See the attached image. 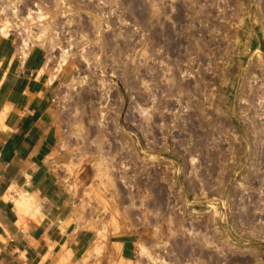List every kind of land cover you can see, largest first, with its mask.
Returning <instances> with one entry per match:
<instances>
[{"label":"rangeland","instance_id":"obj_1","mask_svg":"<svg viewBox=\"0 0 264 264\" xmlns=\"http://www.w3.org/2000/svg\"><path fill=\"white\" fill-rule=\"evenodd\" d=\"M0 34L56 78L74 264H264V0H0Z\"/></svg>","mask_w":264,"mask_h":264},{"label":"crops","instance_id":"obj_2","mask_svg":"<svg viewBox=\"0 0 264 264\" xmlns=\"http://www.w3.org/2000/svg\"><path fill=\"white\" fill-rule=\"evenodd\" d=\"M55 81L44 49L22 51L0 34V264H74L90 239L65 221L66 199L46 163L57 136ZM22 194L31 202L22 204L20 218ZM121 242L130 260L132 241Z\"/></svg>","mask_w":264,"mask_h":264},{"label":"bare ground","instance_id":"obj_3","mask_svg":"<svg viewBox=\"0 0 264 264\" xmlns=\"http://www.w3.org/2000/svg\"><path fill=\"white\" fill-rule=\"evenodd\" d=\"M28 203V202H31V196L29 195V194H27V195H24V194H22L21 196H19V199L16 201V210L18 211V214H22L21 213V211H22V204L23 203ZM24 211V210H23ZM24 214V213H23ZM22 216V215H21ZM20 216V217H21ZM67 223H69V221H71V219H69V218H66V220H65ZM65 222V223H66ZM117 244H118V246H119V249H120V246L122 245V242L121 241H118L117 242ZM64 251V250H63ZM113 255V257L114 258H116V256H118V252L117 253H113L112 254ZM63 258V257H62ZM65 259V258H64ZM63 260V259H62ZM64 261V260H63Z\"/></svg>","mask_w":264,"mask_h":264},{"label":"trees","instance_id":"obj_4","mask_svg":"<svg viewBox=\"0 0 264 264\" xmlns=\"http://www.w3.org/2000/svg\"><path fill=\"white\" fill-rule=\"evenodd\" d=\"M128 238H120V239H118V241H125V240H127Z\"/></svg>","mask_w":264,"mask_h":264},{"label":"built area","instance_id":"obj_5","mask_svg":"<svg viewBox=\"0 0 264 264\" xmlns=\"http://www.w3.org/2000/svg\"><path fill=\"white\" fill-rule=\"evenodd\" d=\"M21 56H22V54H19V55H18V57H21ZM53 100H54V98L52 99V101H53Z\"/></svg>","mask_w":264,"mask_h":264}]
</instances>
